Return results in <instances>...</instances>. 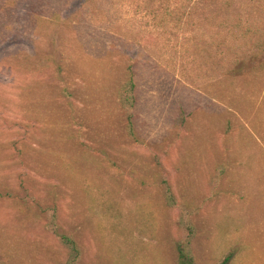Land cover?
Returning <instances> with one entry per match:
<instances>
[{
    "label": "rangeland",
    "instance_id": "374dc122",
    "mask_svg": "<svg viewBox=\"0 0 264 264\" xmlns=\"http://www.w3.org/2000/svg\"><path fill=\"white\" fill-rule=\"evenodd\" d=\"M189 1L0 0L13 25L0 47V264H65L46 207L77 264H176L163 178L196 208V264H264V70L223 78L207 36L193 51L183 26L155 24ZM127 66L133 136L115 96Z\"/></svg>",
    "mask_w": 264,
    "mask_h": 264
},
{
    "label": "trees",
    "instance_id": "16d2710c",
    "mask_svg": "<svg viewBox=\"0 0 264 264\" xmlns=\"http://www.w3.org/2000/svg\"><path fill=\"white\" fill-rule=\"evenodd\" d=\"M190 3L181 4L179 10L163 8L154 16L155 24L172 22L176 25L184 39L192 42L193 51H200L198 42L208 38V44L201 49L207 58L214 62L217 68L224 70L216 73L223 78H234L247 74H257L264 70V19L257 11L264 9V0H194L192 12H180L181 8ZM53 23L56 14L50 15ZM0 17V47H6L9 42L8 29H12L11 19ZM44 20L34 16L32 27L42 26ZM34 25V26H33ZM50 25V24H49ZM193 27L191 35H186L185 27ZM24 37L26 36L23 33ZM196 56L197 52L193 53ZM60 72V63L53 61ZM30 70V67L28 68ZM221 72V73H220ZM135 88L133 74L130 66L126 68V78L120 83L115 96L126 119L127 129L133 136L132 110L135 105ZM66 97L69 94L64 93ZM165 205L177 209L176 227L180 237L176 241V264H196L191 253V244L195 238V227L192 221L196 213L195 206L188 203H178L172 193L168 179L161 180ZM46 219L45 229L52 234L67 252L65 264H77L80 248L69 235L59 231L54 208H40Z\"/></svg>",
    "mask_w": 264,
    "mask_h": 264
}]
</instances>
